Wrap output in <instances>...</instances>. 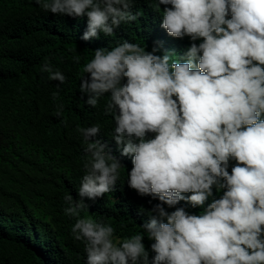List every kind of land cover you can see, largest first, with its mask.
<instances>
[{
    "label": "clouds",
    "instance_id": "9594fccd",
    "mask_svg": "<svg viewBox=\"0 0 264 264\" xmlns=\"http://www.w3.org/2000/svg\"><path fill=\"white\" fill-rule=\"evenodd\" d=\"M138 2L35 0L47 14L86 16L84 40L137 21ZM150 5L167 34L187 37L190 46L178 57L123 40L96 49L83 66L82 98L93 108L104 101L101 115L114 120L109 137L132 168L99 138V123L77 127L84 174L78 199L64 196L72 238L83 243L86 264H264V0ZM40 71L67 80L47 61ZM63 114L57 105L54 116L67 126ZM123 169L131 189L159 201L141 231L126 238L88 215L85 202L112 192ZM189 205L203 210L192 213Z\"/></svg>",
    "mask_w": 264,
    "mask_h": 264
},
{
    "label": "trees",
    "instance_id": "16d2710c",
    "mask_svg": "<svg viewBox=\"0 0 264 264\" xmlns=\"http://www.w3.org/2000/svg\"><path fill=\"white\" fill-rule=\"evenodd\" d=\"M151 2L139 0L133 9L137 21L121 25L114 36L101 33L84 40L86 16L47 14L35 0H0V264H86L83 243L74 241L70 232L74 218L64 213V196L71 193L78 199L84 174L77 127L99 123V138L128 171L132 161L120 156L109 137L114 120L101 115L104 101L93 108L85 103L87 96L82 98L83 66L96 49L123 40L148 51L159 46V55L167 50L183 56L191 41L169 36L161 27V12ZM77 56L80 63L74 62ZM45 61L67 77L65 83L51 81L48 73L40 71ZM54 93H58L55 99ZM59 104L64 105L67 126L54 116ZM127 170H122L112 192L85 201L87 214L110 223L120 238L139 233L149 219L148 211L159 202L149 203L151 197L131 189ZM188 210L199 214L203 209L189 205ZM143 242L150 249L152 241L145 237Z\"/></svg>",
    "mask_w": 264,
    "mask_h": 264
}]
</instances>
